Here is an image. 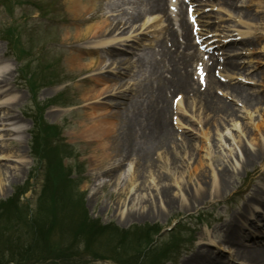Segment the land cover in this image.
<instances>
[{
  "label": "rangeland",
  "instance_id": "1",
  "mask_svg": "<svg viewBox=\"0 0 264 264\" xmlns=\"http://www.w3.org/2000/svg\"><path fill=\"white\" fill-rule=\"evenodd\" d=\"M85 1L87 2V0ZM234 1L245 6L243 10L248 9L255 15L257 21L249 23L245 27H239L237 24L239 18L229 19L228 16H224L228 27L224 31H220V33H224L220 39L232 38V34H236L235 30L240 28L246 32L243 35L244 39L253 44L234 53L235 59L238 61V69H234L226 77L228 79L227 84L241 85V88L248 90L247 93L258 99V103L250 106V108H244L246 103H243L239 99L235 98V101H230L235 110L238 111V117L234 118L235 120L223 119L221 117L212 119V121L218 120L219 123L223 122V126H219V130L213 128L210 131H206L208 133L207 137H202L201 131L204 125L203 113L208 93L214 89L215 94L221 97L219 92L226 94L228 91L216 86L215 80L217 79L220 82L222 80L217 78L215 71L212 72L211 77L208 74L206 87L201 84L199 85L195 73L196 65L190 67L189 71L192 72L197 86L201 88V93H204L203 102L200 97L191 99L189 103L191 108L188 107L186 110L185 106L180 105L183 97L179 105L174 107L173 118L171 117V124L177 135L174 145L167 149L169 154L165 155L163 151H157L156 153L152 151L151 153L152 162L158 167V171L164 176L167 184L170 186L171 191L169 195L177 200V207L170 212L158 195L164 184L158 182L155 179L156 177H153L152 174H147L144 178L133 177L136 163L132 161L127 162L122 167L117 168L115 165L116 159H114V162L108 161L97 170L96 163L92 159L94 144L77 135L80 124L86 118V115H95L100 120L103 119L101 113L94 112L97 105L107 106L105 111L109 112L110 110H118L119 106L123 109L127 106L126 103L128 102L127 104H129L132 99L141 100L142 93L138 85L143 81V73H138V69L134 72L135 68H133V71L128 68L131 71L130 76L129 72L128 74L126 73V68H121L117 65L100 66L96 71L88 75L86 71L72 70L69 67L68 60L76 52H70L68 47L70 45L69 40L76 35L75 30L78 28V25L73 26L75 23L66 17L68 14L66 8L67 1L15 0V6L18 8L15 7L14 12L11 10L7 11L0 5V36L4 37L11 29L17 35L12 40V45H7L8 40L4 41L0 39V62L5 64V67L0 66V79L7 77L9 80L6 87H0V96L3 93H7L0 97V110L2 109L0 111V173L4 171L2 173L4 179L0 178V181H2V185H0V224L2 223L0 226V255L4 257L9 256L5 252L6 245L12 243L7 241L8 243L5 244L2 235H4L7 229H11L13 224H21L16 228L21 236L25 237L23 240L28 241L27 246H32L30 245V239L33 236V230L31 232L27 222L18 221L17 212L13 210L17 223H9V218L3 217L6 214V208L2 207L6 206L4 205L6 201L20 187L28 183L32 177L36 166L34 159L30 156V147L32 148L33 146L47 158L56 157V154H60L61 161L65 160L64 165L69 168H65V170L71 173L72 167V175L75 174L72 179L79 181L77 187L67 183L68 186L67 184L66 186L69 188V191L65 190L66 187L60 189V193L55 200L53 202L52 199L49 200V207L44 206L42 208L44 202H47L50 196L46 197L47 200L45 198L40 204L38 202V209L41 211V219L44 220V223L34 228V232L38 235L36 245H39L35 248L42 247L48 253L49 250L53 251L55 249L54 243L66 242L70 244L77 242L75 244L76 250L74 251L67 245L66 247H62L61 245V248H58L59 252L70 256L66 259V262H51L47 264H74L75 262L89 264L88 262L92 259L85 257L88 255L87 243L85 245V242L88 241V236L86 234L84 237L82 235L78 236L79 232L76 235L72 234V230L76 228L73 225H79L82 221H86L85 223L88 224L94 221L102 223L100 226L102 227V232H96L93 239H96L97 243L103 240L104 244H97L95 245L97 248H93L92 250H100L106 256L110 255L120 261H124L128 255H132L137 250L133 252L135 245L131 244L132 237H129L130 245H127L128 240L124 242L120 236L113 235V227L105 229L108 224H113L124 230L148 224L158 225L165 229L163 239L167 240L168 237L172 239L174 233L177 236L183 234L187 238L190 237V242L187 243L181 255L172 263L166 262L165 264H182L185 259L191 257L202 243L209 244L208 246L211 251L214 250L212 251V256L214 254L215 257L218 255L224 264L229 262L230 253L228 252V247L219 245V241L217 240H210L209 236L214 234L216 238H218L216 235L221 238L222 234L218 230L222 221H219V218L230 216L244 207L246 199L244 198V193H242L243 191L247 189L254 190L255 188H262L264 190V182L257 179L259 173L264 169V163H257L255 167H258V169L254 172L251 167L245 172L241 166L243 147L255 151L259 146L264 145V0ZM92 2L96 3V5L98 3V1ZM35 12L40 17L33 16ZM17 13L18 15H16ZM102 14H105V9L102 11ZM36 17L37 19H35ZM160 19L153 16L149 24L141 27L142 30L139 33L154 35L160 33V31H164L160 28L161 26L158 28L157 25H153L154 23H158ZM39 23H44V26L41 25L39 28ZM58 25L61 26L58 27ZM60 27L62 28L60 29ZM80 29L84 30L85 28L80 27ZM157 36L161 37L159 34ZM117 38H122V35H115L111 41ZM144 38L143 42L148 44L150 38ZM194 39L193 41L196 43ZM93 41L90 42L93 43ZM81 49L85 50V48ZM26 50L28 51L27 53ZM41 51L45 52L41 54ZM122 53L126 55L127 59L133 57L131 52ZM93 56V54H86L84 56L85 62H90L94 58ZM201 56L202 58L204 57L203 54ZM211 56L216 60L220 57V55H217V52L212 53ZM17 61L22 62L23 67H25L23 70L22 64L20 66ZM219 65H221L220 62ZM27 72L37 74L39 82L41 81L40 84L42 83V87L35 99L40 109H43L45 103L50 99L60 97L62 101L59 103L60 105L50 106L45 109L43 118L46 123L59 126L62 129L61 136L50 137L51 139L44 137L41 139L38 130L33 128V123L27 114H31V118L34 119L37 107L32 93L29 92L21 80ZM108 76H120L124 79L123 87L120 90H116L118 91L116 97L109 98L105 95L100 98L82 100L85 90L91 88V84L87 81H90L93 77L102 81ZM85 79L86 81H84ZM97 79H95V83ZM95 86L96 84L93 87ZM177 96H172L173 100ZM113 106H117V108ZM247 109L249 112H247ZM10 116L16 118L9 120ZM130 120L131 117L126 119V126L130 124ZM8 124L11 126H8ZM8 128L13 129L14 132L6 131ZM183 137L189 138L193 145L191 151L194 155L191 157H189V154L186 155L182 148L177 149V144H181ZM1 150H7L11 156L3 159L1 157ZM198 153L202 157L203 164L199 167L198 171H195V162L193 161ZM171 160L177 162V168L171 167ZM221 167L227 168L233 174L224 195L217 193L213 187L214 177ZM5 168L6 170H4ZM110 170H115L113 172L116 174L114 178L105 175ZM155 174L157 175L158 173L155 171ZM199 175H204L205 178L203 179L206 182L210 181L211 186L208 185V194L205 200L192 202L187 192H193L199 188L198 183L200 182L198 179L201 178ZM132 181H135L134 191L127 196L123 195L130 187L132 188V184H130ZM42 182L43 176H38L37 179L33 180V183L37 184L34 191L32 190L25 197L21 196L22 193L19 192L13 206V208L18 206L20 202V205L24 209V214L21 213L19 216L22 217V220H26L28 217L30 220L32 219L30 221L28 218L29 223H36L33 214L36 209V201L39 197ZM139 188L141 189L139 190ZM199 189H201V192L203 191V188ZM247 195L251 194L248 193ZM141 196L144 197L142 201L146 200L149 204L145 209L142 206L140 207L141 204H138L137 208L135 207L138 210L137 212H146L147 215V212H150L152 209L154 213L143 219H134L131 222H126L123 219L129 213L130 207L128 205H131L132 198L135 199ZM27 205H29L28 208L26 207ZM50 207L56 208L58 214L63 212L64 216L61 215L59 223H55L51 219L50 213L47 214ZM258 210L256 205H252L246 217L239 220V224L241 226L245 225L244 222L253 217L255 212H259ZM49 221L50 223H48ZM179 221L180 223H186L183 226L174 227L173 223H178ZM54 223V226H60L61 232L62 230L65 231V233L63 232L64 238L62 240H60L59 232L52 236L53 240L51 241L50 237L46 236L48 229L52 228L51 224ZM258 224H261V228L264 231L262 223L258 222ZM10 229L9 231H11ZM172 229L176 230L170 232L173 231ZM105 232H109V235ZM146 238H149V236ZM9 240L12 241L11 239ZM18 248L20 249V247ZM112 248H114L113 252ZM9 249L12 248L9 247ZM21 252L29 253L25 250ZM116 252H121V256H117ZM54 253L50 252V254ZM18 254H20V251ZM0 261L7 263L5 259H0ZM15 261L17 262L18 260L15 259ZM28 261H31L32 264L36 260ZM238 264L244 263L240 261Z\"/></svg>",
  "mask_w": 264,
  "mask_h": 264
},
{
  "label": "bare ground",
  "instance_id": "2",
  "mask_svg": "<svg viewBox=\"0 0 264 264\" xmlns=\"http://www.w3.org/2000/svg\"><path fill=\"white\" fill-rule=\"evenodd\" d=\"M67 2L68 12L72 14L75 19H78L80 14L85 11H87V13H94V9L86 6L84 0H67ZM222 3L229 6L235 5L234 2L227 0L222 1ZM146 5V11L143 12V14L150 13V11L163 14L167 2L166 0H146ZM114 9L117 10L118 13L120 12L119 6L116 5ZM242 15L248 20L254 19L252 14L248 11H244ZM125 16L127 17L128 13L125 12ZM95 17H97V15H95ZM101 19L102 21L92 24L84 30L77 29L73 41L76 42L92 37L100 38L101 40L98 42L99 46H101V48H106L110 45V42L104 37H109L116 33H124L127 30H129L128 32H132L139 19H141V16L130 17L127 18L126 21H123L119 15L112 18H105L103 16ZM181 27L184 29V44H179L176 30L169 27L163 40L157 42L151 50L148 59L145 57H137V60L134 62L129 59L127 60L122 52L114 49V46H110V55L106 53V56L109 57V62L104 61L103 58H95L90 63H86L83 57L84 50H76L77 53L73 54L68 60L69 67L72 70L76 69L80 72H93L100 66H106L107 63H110V65H123L125 61H127V64L137 65L139 69L145 70V77L139 85L141 92H143L142 101L130 102L128 108L126 107L123 111L110 110L106 112L105 108L107 106L97 105L94 112L101 113L103 119L100 120L95 115H86V118L82 120L80 124L77 135L94 144L92 159L96 163L95 166L97 170L108 161L114 162V159H116L115 165L117 168L122 167L123 164L127 162L132 161L136 163L133 177L144 178L147 174H152L153 177H156L155 179L158 180V182L164 184L158 192V195L169 212L177 207V200L169 195L171 191L170 186L167 184V180L164 176L158 171V167L152 162L151 153L153 150H158L163 151V153L165 152V155H167L169 154L167 150L168 147L174 145L176 133L168 122V115L170 116L172 109L169 93L178 91L184 94L187 100V102H185L186 105L190 102L188 100L194 99L200 93L199 89L196 87V83L189 75L186 66V63L190 65L197 59L196 53H191L192 44L190 41L189 27L185 21L181 22ZM132 37L133 36L130 35L128 39H132ZM169 42L172 44L171 47L168 46ZM232 47L231 44V46L227 48L230 49ZM232 57H229L225 61V72L238 69L236 61L232 59L231 62H229ZM95 79L97 78L93 77L90 81H87L91 84V88L85 90L82 95V100L84 99L86 101L91 98H100L104 95H107L109 98L116 97L118 91L115 90L121 88L124 83L123 79L120 77H106L102 81L97 79L96 83ZM84 81H86V79ZM8 83L9 80L7 77L0 79V87L7 86ZM94 84H96L95 87H93ZM240 87L242 86L238 85V87H233L232 90L230 86L228 87L230 93H235L234 95L231 94L233 97L243 100V103L246 102L248 108L258 103L256 97H252L246 92V89ZM4 94L7 93H3V95ZM211 96L212 93L209 92L205 99V111L203 113L206 135L208 134L206 131H210L213 128L217 129L222 125L218 120L212 121L213 118L221 117V115L226 116L227 119H234L237 117L236 111L231 104L218 98L211 99ZM0 97H2V95ZM129 108H132L131 111L128 110ZM0 111H2V109ZM129 113H132L131 120L130 124L126 126V119ZM9 114L11 113L9 112ZM10 117L9 120H14L16 118L14 116ZM8 126L11 125L8 124ZM148 130H150V132L147 134ZM6 131L14 132L11 128L6 129ZM192 147L191 141L186 137H183L181 144H177V149L179 150L182 148L186 155L189 154V157L194 155L191 151ZM1 151V157H3V159L11 156L7 150ZM243 153L242 168L245 172L247 168L254 167L259 161H264V146H260L255 151H249L246 147H243ZM130 159L133 160L130 161ZM193 162H195L194 170L198 171L199 167L203 164L202 157L199 153ZM170 165L171 167L177 168L176 161L171 160ZM4 170H6V168ZM114 171L110 170L106 172L105 175L114 178L116 176V174L113 173ZM155 171L158 173L157 175ZM2 173H4V171H1L0 178L4 179ZM200 176L201 175H199V177ZM232 177L233 174L227 168L221 167L219 172L217 171L213 180V187L216 189L217 193L222 195L226 193L228 184H230L229 181ZM263 177L264 170L259 175L258 179L263 180ZM203 178H205L204 175L198 179L200 182L198 183L199 188H203L202 192L199 188L193 192H187L192 202L197 200L203 201L208 194V185L211 186V184L210 181L206 182ZM130 184H132V188L130 187L123 195L127 196L134 191L135 181H132ZM0 185H2V181H0ZM140 189L141 188H139V190ZM243 193L246 196L244 207L230 216H222L220 218L222 221L218 230V232L222 234L220 242L223 245H227L231 250L233 249V257L235 259H239L246 264H264V244L261 243V239L254 234H247L242 229L243 227L239 225V219L246 216L248 210L251 209V205H256L257 207L259 205L263 208V211L257 216H260L259 220L262 219L264 222V192L262 189L258 188L254 191L247 189L246 192L243 191ZM248 193L253 195L248 196ZM142 199H144L143 196L135 199L132 198L131 205H128L130 207V209L128 208L129 213L123 220L131 222L134 219H143L154 213L152 209L150 212H147V215L146 212H137L138 210L135 209V207L138 204H141L140 207L142 206L144 209L149 204L146 200L142 201ZM121 214L124 215L123 212H121ZM252 223L254 222H251V225ZM210 254V247L202 243L197 247V250L191 257L185 259L182 264H224L220 261L219 257H215V254L214 256Z\"/></svg>",
  "mask_w": 264,
  "mask_h": 264
},
{
  "label": "trees",
  "instance_id": "3",
  "mask_svg": "<svg viewBox=\"0 0 264 264\" xmlns=\"http://www.w3.org/2000/svg\"><path fill=\"white\" fill-rule=\"evenodd\" d=\"M57 165H55V166H53L55 169H57V171H58V173H59V171L61 172V162H60V160H57ZM52 174H54L55 175V173H52ZM59 186H60V184L59 183H57V182H55V181H51V180H49L48 181V185H47V187H45V189H44V192H43V196L45 195V194H47V193H51L52 195H49L50 196V198L48 199V201L46 202V204H45V202H44V205L42 206V208L44 207V206H46V207H49L50 205H49V200L50 199H52V202L55 200V198L57 197V195L60 193V190H59ZM14 200H16V199H13V200H11V201H8V202H6V204H4V205H6V206H3L2 208H6L5 210H6V214L3 216V217H7V218H9V220H11L12 219V210H13V206H14V203H15V201ZM46 200H47V198H46ZM13 202V203H12ZM17 207V206H16ZM1 208V209H2ZM50 210H48L47 211V214L48 213H50V217L56 222V223H59L60 222V219H61V215L62 216H64L63 215V212L61 213V214H58V210H56V208H52V207H50L49 208ZM35 218H34V221L36 222V223H29L28 222V220L26 219V221H27V225L29 226V224H31V226L32 227H30L31 229V232H32V230H33V236H32V238L30 239V242H31V244L30 245H35L36 247L37 246H39V245H36L37 244V242H36V239L38 238V235H36V233L34 232V227H36L37 228V225H39V224H42V223H44V220L43 219H41V211L38 209V210H36L35 212H34V215H33ZM42 217H44V216H42ZM66 217V216H65ZM30 220V219H29ZM86 221H82L81 223H79V225H77V224H74L73 226L74 227H76L75 229H73L72 231V234L73 235H76L77 234V232H79V234H78V236H83L84 237V235L86 234L87 236H88V241L87 242H85V245H86V243H87V245H86V248L89 250V251H91L93 248H96L97 246H95V245H97V240L96 239H93V237H95V234H96V232H98V231H102V227H100L101 225H100V223L99 222H97V221H94L93 223H85ZM78 226V227H77ZM15 227H16V225H13L12 226V228L10 229V230H12L13 231V234H12V237L16 234V233H18L19 231H18V229H15ZM93 228V229H92ZM9 229H7V231H9ZM106 229V228H105ZM7 231H5L4 232V235H2V238H3V241L5 242V244H7L8 242L7 241H10L9 239L11 238V234H10V232L11 231H9V232H7ZM82 231H83V233H82ZM150 231H152V232H156L157 231V229L155 230V229H151ZM149 232V231H148ZM41 233V232H40ZM40 233H39V236L41 237V235H40ZM20 233H18L17 234V236L19 235ZM16 236V237H17ZM20 236H21V234H20ZM121 236L122 237H125L126 235H125V233L124 232H122L121 233ZM19 239V243L21 244V246H24V247H27L26 248V250L25 251H30L31 250V246H27V244L26 243H24L23 242V239H22V236L20 237V238H18ZM50 241H51V239H50ZM35 244H34V243ZM77 243V242H76ZM75 242H73V245L71 244L70 245V247H71V249H72V251H74V250H76V246H75V244H76ZM53 244V243H52ZM55 244V243H54ZM56 246H59L58 244H55ZM141 245V244H140ZM6 246H8V247H11L12 249H15L16 247H18L17 245H14V244H9V245H6ZM55 246V247H56ZM140 254H141V252H140ZM139 254V255H140Z\"/></svg>",
  "mask_w": 264,
  "mask_h": 264
}]
</instances>
